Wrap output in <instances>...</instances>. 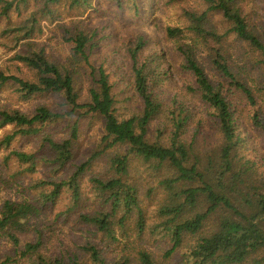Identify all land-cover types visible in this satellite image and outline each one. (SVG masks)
Returning <instances> with one entry per match:
<instances>
[{"label": "trees", "instance_id": "1", "mask_svg": "<svg viewBox=\"0 0 264 264\" xmlns=\"http://www.w3.org/2000/svg\"><path fill=\"white\" fill-rule=\"evenodd\" d=\"M201 1V10L186 11V26L165 32L193 78L189 93L209 118L203 120L214 136L203 142L202 120L193 126L198 108L185 100L167 104L155 92L162 72L158 57L144 54V35L125 45L130 68L122 112L116 83L95 58L106 39L102 30L81 22L61 25L70 48L65 61L51 59L35 42L42 21L54 20L58 7L86 12L92 0H0V19L6 21L0 36L11 38L13 49L20 45L11 61L30 75L0 66V90L11 88L23 101L41 95L62 101L58 110L0 107V129L13 128L0 137L2 164L15 162L28 174L43 167L46 173L31 182L30 199L0 196V240L11 245L0 264H264V160L247 153L253 143L249 131L264 137V26L243 0ZM82 79L88 82L84 103ZM254 79L260 80L256 87ZM85 117L102 119L103 133L98 149L78 163L79 121ZM67 121L66 139L46 131ZM25 138H37L38 149L12 148ZM101 158L106 173L90 178L91 198H85L82 181ZM136 167L148 177L146 187L135 178ZM65 197V208L55 217L66 222L74 217L86 240L51 251L40 222ZM145 236L165 248L155 254L141 244ZM112 245H120L117 254Z\"/></svg>", "mask_w": 264, "mask_h": 264}, {"label": "rangeland", "instance_id": "2", "mask_svg": "<svg viewBox=\"0 0 264 264\" xmlns=\"http://www.w3.org/2000/svg\"><path fill=\"white\" fill-rule=\"evenodd\" d=\"M121 5L114 4L111 0H92L93 7L86 12L80 13L70 11L67 6H60L56 9L55 21L45 19L42 21L43 33L35 42L41 48H44L48 57L57 61H65L70 57V48L62 39L61 25H69L77 22L88 25L91 29L98 28L102 30V35L106 39L100 43L96 55L97 65L101 64L111 75L112 82L116 83L115 93L117 95L118 107L125 112L126 103L123 104L124 98L127 96L126 83L129 82L130 61L125 52V45L129 41L134 42L135 38L144 35L147 45L144 49L146 57H158L161 75L155 80V92L164 99L167 104L176 99L177 101L185 100V102L198 108V115L193 121L202 120V135L200 141L203 142L204 137L207 140L213 139V131L208 124L209 118L203 114L205 109L188 91L193 85V78L183 69V59L175 48V43L166 36V29L170 27L186 26L185 13L187 10H201L203 8L201 0H136ZM244 9L250 13L253 18L264 26V0H243ZM31 5L30 9H32ZM138 9V12L136 11ZM84 12V13H83ZM83 13V14H82ZM17 14L13 16V20H17ZM218 20L215 18L214 20ZM54 21V22H53ZM86 24V25H85ZM6 21L0 19V35L4 29ZM219 27V26H218ZM221 29V27H219ZM11 38L0 36V66L11 74L22 77H30L27 70L20 64L12 62L11 58L20 50V45H11ZM203 62H205L203 60ZM211 77L213 73L209 71ZM160 73V72H159ZM166 73V75L164 74ZM255 87L260 84V80L254 79L252 83ZM88 82L82 79V99L81 102L88 101L87 94ZM61 99L56 95H41L30 101L18 99L11 88L0 90V107L16 108L22 111H32L38 105L47 106L50 109L58 110L61 107ZM188 104V105H189ZM166 113V111H165ZM164 113V114H165ZM77 118V117H75ZM203 119H208L204 121ZM243 124L247 128L250 126V120L246 115L243 117ZM68 121L61 124L50 126L46 131L55 135V138L66 139L70 136V130L67 128ZM104 122L96 117H85L79 121L80 136L76 143V162L81 163L87 157L98 149L100 139L103 133ZM13 130L12 127L0 129V137L8 134ZM249 131L253 136L251 150L248 155L257 156L264 160V137L258 131ZM39 140L36 139H19L14 142L13 149L23 152H34L38 149ZM254 147V148H253ZM253 150V151H252ZM5 152L0 151V196L3 199L22 200L33 197L29 195L28 188L31 182L36 178L44 177L45 171L43 167H39L38 171L33 174L23 173L21 166L15 162H11L8 166L2 164V157ZM105 158L97 160L93 167L87 172L82 181V190L85 198H91L90 178L93 176H104L107 168ZM263 165L264 162H261ZM133 174L139 178L140 186L146 187L148 177L145 174H138L139 167H136ZM64 173V172H63ZM67 173V170L64 174ZM67 203L66 197L63 202L58 205L53 212L46 214L41 220V228L45 230L48 238L47 246L51 251H56V247L69 248L75 244L81 245L86 240L84 227L76 223L75 218L63 221L64 218L56 219V214L65 208ZM87 205L90 202L86 201ZM91 210V209H90ZM57 220V221H56ZM141 244L149 250L158 254L160 250L165 248L164 242L157 240L155 237L142 238ZM122 240V239H121ZM121 245V244H120ZM120 245H112L113 254H117ZM11 245L6 241L0 240V256H4L10 252Z\"/></svg>", "mask_w": 264, "mask_h": 264}]
</instances>
